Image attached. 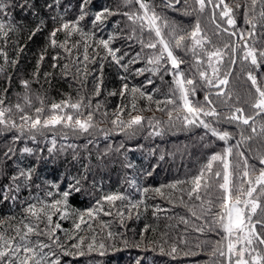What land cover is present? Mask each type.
Instances as JSON below:
<instances>
[{
	"label": "trees",
	"instance_id": "16d2710c",
	"mask_svg": "<svg viewBox=\"0 0 264 264\" xmlns=\"http://www.w3.org/2000/svg\"><path fill=\"white\" fill-rule=\"evenodd\" d=\"M35 3L33 15L31 13H21L18 8L9 9L12 13L11 17L5 19L8 25L9 35L7 38L0 35V49H2L8 57L5 62L4 56L0 55V98H3L4 107L12 109V118L19 123V116L17 114L16 104H23V96L25 89L21 85V80L30 81V95L34 107H40V101L37 96L44 100L46 107L52 103H60L61 101L70 100L75 103L81 98H84V103H90L91 108L84 110V115L87 111H94V127L88 132L81 134L73 132L71 128L57 125L54 128L45 130L44 136L37 134V140L41 141L40 147L44 149L43 156L47 157L45 144L51 146L50 140L55 138L57 141V149L61 144H74L77 146L76 152L79 153L78 159H73V150L67 149L63 154L48 158L45 162L37 166V176L34 178V183L31 189H22L17 194L16 200H8L7 202H0V221H4L0 225V231H8L9 225L16 226L24 217V207L22 201L35 203L37 198L42 201L50 202L53 197H48L45 190L53 192L56 199H60L56 195L57 189L52 188L51 185H44L43 181H52L59 185V191L63 192L69 183L70 177H79L86 175V181L82 182V191L79 194L73 193L68 198V218L63 219L59 215L53 216V226L56 223L61 225L57 230L56 235L61 238L64 244L75 243L76 237L84 236L86 240H91L95 235L97 243L104 242L109 247L105 250V255L100 256L98 253L88 254L84 257H63L61 260L63 264H212V258L209 253L216 241L221 240L222 233L218 234L214 231H208L207 225L204 223L203 215H207V210L211 207L209 200L214 201L215 197L220 193L217 191L215 181L213 186L205 191L201 189L202 200L189 199L186 195L190 187L189 183L178 184V188L185 190L183 194V203H181V192L170 188H164V196L156 194L151 189L156 187L166 186L177 183L179 181H191L192 177L197 175L203 165L207 163L209 156L214 152H222L226 146L222 141H216L208 137L201 142L200 137L203 135L202 128H184L180 121H175L174 124H169L166 112L157 111L156 101H165L171 97L170 89L174 87L173 77L164 74L163 81L159 76L152 77L153 84H146V81L151 76V73L145 72L143 75H134L135 68H144L145 63L138 62L133 66L132 73H125L122 68L112 62L111 57H106V50L96 48L93 44V39L99 40L101 38L107 39L109 33L114 31L113 26L120 21L119 27L123 29L128 23L126 18L121 15L110 17L108 22L99 30L95 32L93 37L91 34L94 31L91 24V19L86 18L81 21V27L89 35L81 37L79 34H74L69 42L71 52H66L61 48H52L49 44V33L53 27L58 26L59 20L53 21V16H63L67 20H75L79 13L80 0H60L58 7H53L49 11L44 5L54 4L55 0H33ZM157 4L160 0H155ZM226 2L233 6L242 0H226ZM103 7H109L113 10L131 11L133 9L127 8L122 4V0H92L89 6L91 12H96ZM138 7V6H134ZM189 7H196L192 0H189ZM184 5L180 6V11H167L166 15L170 21H175L181 28L190 31L197 19L201 21V27L205 34L211 40V45L208 47L223 48L225 44L235 40L234 37H229L226 33L221 35H214L217 31L215 25L211 22L212 9L209 7L205 13H194L191 16L181 14ZM260 11L259 5L256 9L258 16ZM193 16V18H192ZM217 22L221 24L222 28H228L226 20H221L219 17V10L216 11ZM236 19V28L244 31L249 30V25L245 24V17L243 10H237L234 14ZM44 21V25L37 29L40 21ZM233 30V29H230ZM35 31V35L33 32ZM264 33V29L257 28V37ZM183 33L177 32V35ZM31 37V38H30ZM166 38L167 33H166ZM65 34L59 33L57 36L58 42H63ZM87 40L90 47L88 48L89 60L84 61V40ZM76 41L81 43L76 44ZM174 43V42H173ZM73 45H75L73 47ZM115 48H120L121 52H128L129 58L136 52L141 51V46L136 41L117 40L113 42ZM44 54V59L40 60L41 54ZM178 58L185 60L181 65V70L186 73L187 78H195L199 80L198 74L193 67L194 57L189 52L185 54L184 49H176ZM59 54V59L54 61L53 56ZM92 57H95L93 61ZM16 63L13 65L11 61ZM56 67H53V64ZM127 63V59L124 61ZM65 65H68L65 68ZM103 65V68H101ZM231 68L232 72L229 76L230 83L226 86V92L231 93V99L228 101L236 107L244 106L245 101L249 98L250 82L246 79V71L248 65H242L239 61L232 65L228 63V57L225 56V62L221 65V74ZM207 69L211 74V69L207 68L205 63L201 70ZM264 73V68L258 70ZM48 74L47 76L45 74ZM127 77V79H121ZM102 78V80H101ZM221 78L222 75H221ZM127 83L129 90L132 87L141 88L145 93L153 96V101H148L146 98H141L139 93L136 94L135 103L137 110L133 111L131 105L133 98L131 92L121 97L119 90L122 85ZM264 83V81H262ZM100 85V94L95 95L97 85ZM156 89V91H154ZM116 92V95H109V93ZM215 89L203 88L198 90L197 95L192 99L194 102L203 104L204 95L206 92L211 93V99L216 106L222 110L223 114H227V108L224 106V101L228 97L218 98L214 93ZM178 98V93L177 97ZM97 104L100 105L99 110H96ZM118 106L125 109L122 117L124 120L131 115L140 114L144 117L141 126H132L121 132L119 128L111 124V120L115 118L114 114L117 112ZM206 106V105H205ZM34 107L25 109L29 113L34 112ZM160 107H165L161 103ZM169 109L172 105L167 106ZM143 111H140V110ZM151 109V110H149ZM246 113L251 115L252 110L246 108ZM65 112L70 111L65 109ZM107 113V118L104 113ZM153 114L155 118L151 121L149 117ZM50 115V113H45ZM83 118V117H82ZM157 120L161 121L160 128L163 130V135L150 136L149 133L154 129L149 125H155ZM261 121L257 119V125ZM230 132L235 134V138L229 143L235 144L240 139V129L224 125ZM109 133L108 139H104V133ZM18 132H8L0 135V163L3 164L7 176L14 174L18 168L32 166L36 164L34 157L21 156L17 153L11 159L5 161L3 151L6 143L11 139L12 135H18ZM248 133L245 132V135ZM45 137L47 139H45ZM67 137V139H65ZM91 141V143H89ZM121 143L124 144L126 151L125 156L111 152L108 156H102L106 149L111 146L113 149L118 147ZM87 145V149L84 148ZM143 145V151L138 148ZM207 145V147H205ZM18 147H23V144H18ZM28 146L35 147L31 141H28ZM243 147L247 148L248 145ZM252 149L259 148V142L251 145ZM164 155V160H159V157ZM131 162L132 168L124 167L125 163ZM90 165L89 172L84 166ZM156 165V168L151 167ZM216 171L222 170V165L219 163L214 165ZM144 171L152 172L151 176L142 174ZM135 181V183H129ZM9 180L4 176H0V184H7ZM41 185L40 189L35 185ZM149 188L147 193L143 189ZM110 193H120L128 197V200L123 202H116L118 209H124V221L120 222L118 216H105L100 213L92 223V229H88L85 225L79 232L75 233V237L69 241L68 236L75 232L74 221L80 213L86 212L87 209L93 208L96 201L100 200L103 195ZM129 201L136 203L143 201L136 209H132L129 213ZM157 206L163 211H156ZM105 211L109 209V205L104 203ZM192 208L197 216V219L192 215L188 209ZM62 211L64 209H61ZM154 212L156 213L154 215ZM188 220V224L180 222V218ZM211 219V217H208ZM88 220V217L85 216ZM46 223V221L44 222ZM102 224H107L108 227L102 229ZM44 224H41L43 227ZM147 226V230L146 229ZM203 227V233L195 231L196 228ZM114 233V239H107V232ZM143 233V236L141 235ZM9 235L14 233L8 232ZM33 241L36 237H32ZM43 242L50 243L46 238H41ZM181 239L186 243H180ZM125 241L128 246H125ZM175 243L180 249V254L175 258L167 253L171 250V245ZM200 244V247H197ZM225 251H226V241ZM135 245H139L136 247ZM165 249L161 253L160 249ZM264 252V247L261 248ZM194 253V255H183V253ZM222 259L224 264H227V259ZM219 264V261H218Z\"/></svg>",
	"mask_w": 264,
	"mask_h": 264
},
{
	"label": "snow or ice",
	"instance_id": "6c2138e0",
	"mask_svg": "<svg viewBox=\"0 0 264 264\" xmlns=\"http://www.w3.org/2000/svg\"><path fill=\"white\" fill-rule=\"evenodd\" d=\"M196 7H189V0H160L157 4L155 0H122V4L133 10L120 12L118 9L113 10L109 7L91 12L89 6L92 0H80L79 15L75 20H67L63 16H53V21L59 20V24L53 27L49 33V44L52 48H61L66 52H71L69 42L74 34H79L81 37H87L89 34L81 27V21L86 18L91 19V24L95 32L99 31L109 20L110 17L121 15L126 18L128 22L123 29L119 27L120 21L113 26L114 31L109 33L107 39H93V44L96 48H103L106 50V57H111L112 62L122 68L125 73H132L133 66L138 62L145 63L144 68H135L134 75H143L145 72L151 73V76L146 81V84H153L152 77L159 76L163 81L164 74L173 77L174 87L170 89L171 97L165 101H156L157 111L166 112L168 123L174 124L175 121H180L184 128H202L203 135L200 137L201 142L208 137L210 142L222 141L226 145L222 152L212 153L205 165H203L197 175L192 177L191 181H179L177 183L166 186L156 187L151 189L156 194L163 197L164 188H170L181 192V203H183V194L185 190L178 188V184L189 183L190 187L186 192L188 198L197 201L202 200L200 195L201 189L205 191L215 186L220 193L215 197V200H209L211 207L207 210V215H203L204 223L207 225L208 231H214L218 234L222 233L221 240L216 241L209 253L212 258V264H224L222 259H227V264H264V252L261 248L264 247V73L260 69L264 68V33L257 37V28L264 29V0H242L233 6H230L226 0H192ZM60 0H55L54 4L45 3V7L51 11L53 7H58ZM184 5L182 15L191 16L194 13L203 14L209 7L212 9L211 22L215 25L217 31L214 35H221L226 33L229 37H234L235 40L225 44L223 48L208 47L211 45V40L201 27L200 19H197L194 27L190 31L181 28L175 21H170L166 15L167 11H180V6ZM259 5L260 11L256 15V9ZM138 6V7H134ZM18 8L21 13L34 12L35 3L33 0H0V35L5 38L8 37L9 31L5 23L7 17H11L12 13L9 9ZM219 10V17L221 20H226L228 28H222L221 24L217 22L216 11ZM237 10H243L245 17V24L249 25V30L244 31L236 28V19L234 14ZM44 25L41 20L37 25V29ZM233 29V30H230ZM65 34L63 42H58L57 36L59 33ZM177 32L183 34L177 35ZM166 33L167 37L166 38ZM35 35V31L33 32ZM31 38V37H30ZM136 41L141 46V51L136 52L129 58L128 52H123L120 48H115L113 42L117 40ZM174 42V43H173ZM81 41H76V44ZM75 45H73L74 47ZM90 45L87 40H84V61L89 60L87 54ZM176 49H184L185 54L189 52L194 57L193 67L198 74L199 80L195 78H187L186 73L181 70V65L185 60L178 58L175 53ZM0 55L4 56L7 62V54L0 49ZM225 56L228 57V63L235 65L239 61L242 65H248L246 71V79L250 82L249 98L245 101L244 106L236 107L229 103L231 93L226 92V86L230 83L229 76L232 69L229 68L227 72L221 74V65L225 62ZM44 59V54L40 56V60ZM54 61L59 59V54L53 56ZM93 61L95 57H92ZM127 59V63L124 61ZM14 65L16 62L13 60ZM207 63V68L211 69V74L207 69L201 70V67ZM56 67L54 63L52 65ZM68 65H65L67 68ZM103 68V65H101ZM2 70V68H0ZM48 75L47 73L45 74ZM221 75L223 78H221ZM127 79V77H121ZM102 80V78H101ZM21 85L25 89L23 96V104H16L17 114L19 116V123L12 118V109L4 107V99L0 98V135L8 132H18V135H12L11 139L6 143L3 156L5 161L11 159L17 153L22 157H34L36 164L32 166L18 168L11 176H7L3 164L0 163V176H4L9 180L7 184H0V202H7L8 200H16L17 194L25 188L31 189L34 183V178L37 176V166L45 162L48 158L54 155L63 154L67 149L73 150V159L79 157L76 152L77 146L74 144H61L57 149V141L55 138L50 140L51 146L46 147L48 156H43L44 149L40 147L41 141L37 140V134L44 136L45 130L54 128L57 125L71 128L73 132L81 134L88 133L94 127V117L96 112L87 111L84 115V110L90 109V103H84V98L72 103L70 100L61 101L60 103H52L46 107L44 100L37 96L40 101V107H34L32 103L30 81L21 80ZM208 88L215 89V95L218 98L228 97L224 101V106L227 108V114H223L222 110L216 106L211 99V93L206 92L204 95L203 104L194 102L192 99L197 95L198 90ZM131 92L133 103L131 105L133 111L137 110L135 103L136 94L139 93L141 98H146L148 101H153L151 94L145 93L141 88L132 87L129 90V85L124 83L119 90L121 97L126 96ZM156 91V89H154ZM178 93V98L177 97ZM95 95L100 94V85L96 87ZM114 91L109 95H116ZM161 103L165 107H160ZM172 105L169 109L167 106ZM206 105V106H205ZM34 107V112L29 113L25 109ZM100 105L97 104L98 111ZM246 108L252 110V114L246 113ZM65 109L70 111L65 112ZM151 110V109H149ZM125 109L118 106L117 112L114 114L115 118L111 120V124L121 132L132 126H141L144 117L140 114L131 115L124 120L122 114ZM140 111H143L142 109ZM50 115H45V113ZM104 117L108 114L105 112ZM83 117V118H82ZM155 118L153 114L149 120ZM257 119L261 121L257 125ZM161 121L157 120L153 127V131L149 133L150 136L163 135V130L160 128ZM224 125H229L240 129V139L235 144L229 142L235 138V134L230 132ZM245 132L248 134L245 135ZM109 133H104V139H108ZM45 139H47L45 137ZM67 139V137H65ZM28 141H31L35 147L28 146ZM259 142L260 147L252 149L251 145ZM91 143V141L89 142ZM18 144H23V147H18ZM248 145L247 148L243 147ZM207 147V145H205ZM87 149V145H84ZM138 148L143 151H148L150 155L154 154L150 150L145 149L143 145ZM125 146L121 143L118 147L113 149L109 146L102 156H108L111 152L125 156ZM164 155L159 157V160H164ZM219 163L222 165V170L216 171L214 165ZM89 172L90 165L84 166ZM124 167L132 168L131 162L125 163ZM151 167L156 168V165ZM142 174L151 176L153 173L144 171ZM87 176L81 175L79 177H70L67 188L59 191V185L52 181H43L44 185H51L52 188L57 189L56 195L60 199H56L50 190H45L48 197H53L50 202L42 201L37 198L36 202L21 203L24 207V217L16 226L9 225L8 231H0V264H63L61 256L67 257H84L88 254L98 253L100 256L105 255V250L109 247L104 242L97 243L96 236L93 235L91 240H86L84 236L76 237L75 243L64 244L61 238L56 235L57 230L61 228L59 223L53 226V216L59 215L63 219L68 218V198L73 193L79 194L82 191V182L86 181ZM135 183V181H129ZM36 188L40 189L42 186L37 184ZM150 191L149 188L143 189L144 193ZM128 197L120 193H110L103 195L100 200L96 201L93 208H89L84 213H80L77 220L74 221L75 232L68 236L71 241L75 237V233L79 232L82 225L88 229H92V223L100 213L105 216H118L120 222L124 221V209H118L116 202L126 201ZM107 203L109 209L105 211L103 205ZM143 201L131 203L129 201L128 211L136 209ZM61 209H64L63 211ZM192 215L197 219L196 212L188 209ZM156 211H163L157 206ZM156 213L154 212V215ZM88 217V220L85 219ZM211 217L209 219L208 217ZM46 221V223H44ZM180 222L188 224V220L183 217ZM4 221H0L2 225ZM44 224L41 227V224ZM108 227L107 224H102V229ZM147 230V226L146 229ZM14 233L9 235L8 232ZM195 231L203 233L205 228L199 227ZM143 236V233L141 234ZM32 237H36L33 241ZM46 238L50 243H45L41 239ZM107 239H114V233L107 232ZM226 241V251L225 244ZM125 246L128 242L125 241ZM180 243H186L181 239ZM139 247V245H135ZM197 244V247H200ZM161 253L165 249L161 247ZM175 258L180 254V249L177 244L171 245V250L167 253ZM194 255V253L185 252L183 255ZM73 264V262H70ZM98 264V262H97ZM139 264V261H138Z\"/></svg>",
	"mask_w": 264,
	"mask_h": 264
},
{
	"label": "rangeland",
	"instance_id": "374dc122",
	"mask_svg": "<svg viewBox=\"0 0 264 264\" xmlns=\"http://www.w3.org/2000/svg\"><path fill=\"white\" fill-rule=\"evenodd\" d=\"M192 18H193V16H192ZM227 243V242H226Z\"/></svg>",
	"mask_w": 264,
	"mask_h": 264
}]
</instances>
